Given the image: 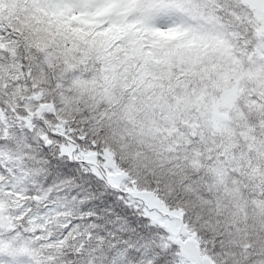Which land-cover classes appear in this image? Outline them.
Returning a JSON list of instances; mask_svg holds the SVG:
<instances>
[{
    "label": "snow or ice",
    "instance_id": "snow-or-ice-1",
    "mask_svg": "<svg viewBox=\"0 0 264 264\" xmlns=\"http://www.w3.org/2000/svg\"><path fill=\"white\" fill-rule=\"evenodd\" d=\"M0 264H264V0H0Z\"/></svg>",
    "mask_w": 264,
    "mask_h": 264
}]
</instances>
